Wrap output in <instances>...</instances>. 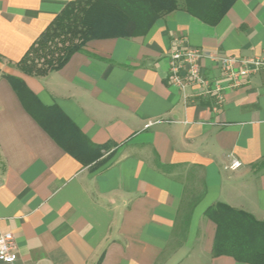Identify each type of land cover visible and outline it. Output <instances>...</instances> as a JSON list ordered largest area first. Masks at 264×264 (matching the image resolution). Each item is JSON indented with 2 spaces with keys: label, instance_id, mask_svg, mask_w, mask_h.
Listing matches in <instances>:
<instances>
[{
  "label": "crops",
  "instance_id": "0c3cea01",
  "mask_svg": "<svg viewBox=\"0 0 264 264\" xmlns=\"http://www.w3.org/2000/svg\"><path fill=\"white\" fill-rule=\"evenodd\" d=\"M71 1L0 0V232L14 237L13 264H244L212 257L205 212L222 203L264 222V69L227 89L202 60L224 88L216 107L199 86L169 84V51L182 38L214 55L263 54L264 0H234L215 25L193 14L210 0H178L145 34L92 38L61 69L23 74L15 64ZM39 106L108 148L82 164L43 129Z\"/></svg>",
  "mask_w": 264,
  "mask_h": 264
},
{
  "label": "trees",
  "instance_id": "16d2710c",
  "mask_svg": "<svg viewBox=\"0 0 264 264\" xmlns=\"http://www.w3.org/2000/svg\"><path fill=\"white\" fill-rule=\"evenodd\" d=\"M234 0H210L195 14L215 25ZM179 9L178 0H74L50 22L15 67L28 76H45L61 69L92 38H131L145 34L158 18ZM18 95L35 103L22 82L9 75ZM40 124L67 153L84 164L86 154L100 153L108 145H93L60 111L38 107ZM42 119V120H41ZM44 121V123H42ZM205 216L215 225L212 257L228 256L244 264H264V222L217 203Z\"/></svg>",
  "mask_w": 264,
  "mask_h": 264
},
{
  "label": "built area",
  "instance_id": "2783aa9c",
  "mask_svg": "<svg viewBox=\"0 0 264 264\" xmlns=\"http://www.w3.org/2000/svg\"><path fill=\"white\" fill-rule=\"evenodd\" d=\"M184 43V39H176L175 47L169 51L168 82L178 88L199 86L205 93L215 94L216 107L222 105L224 88L215 82L209 85L203 75L202 60H208L217 66L221 80L227 83V89L240 88L249 78L264 69V53L251 57L220 56L188 47ZM239 166V162L234 161L230 167L236 169ZM0 261L6 264L16 261L14 237L11 233L0 232Z\"/></svg>",
  "mask_w": 264,
  "mask_h": 264
},
{
  "label": "rangeland",
  "instance_id": "374dc122",
  "mask_svg": "<svg viewBox=\"0 0 264 264\" xmlns=\"http://www.w3.org/2000/svg\"><path fill=\"white\" fill-rule=\"evenodd\" d=\"M1 65H4L3 62H1Z\"/></svg>",
  "mask_w": 264,
  "mask_h": 264
}]
</instances>
